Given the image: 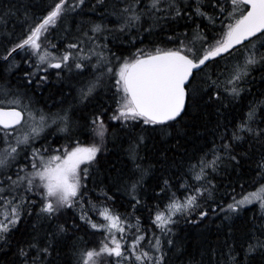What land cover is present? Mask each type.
Segmentation results:
<instances>
[{
	"label": "snow or ice",
	"instance_id": "1",
	"mask_svg": "<svg viewBox=\"0 0 264 264\" xmlns=\"http://www.w3.org/2000/svg\"><path fill=\"white\" fill-rule=\"evenodd\" d=\"M88 6L86 0H56L46 15L32 18L16 39L8 24L17 6L9 4L0 10V39L10 45L0 54V62L7 71L15 72L20 68L16 56L24 53L22 60L28 66L22 73V88L13 90L7 83L0 86V251L12 252V264H59L63 238L80 228L74 219L70 229L60 217L68 209L80 208V221L100 232L102 238L97 246L74 245V264H169L168 253L177 248L171 227L177 223V215L195 225L209 218L210 211L217 215L219 207L222 220H232L246 205L256 203L261 212L259 222L253 223L243 243L238 244L230 232L219 249L208 252L207 264H251L257 255L264 259V156L256 164L261 178L258 189L242 192L240 198L233 196L226 206H214L210 211L203 206L215 189L209 177L218 172L225 158L240 165L237 142L251 137L264 143V100L253 101L230 134L227 124L218 123L212 130L221 143L213 141V146L189 165L196 184L180 185L190 187L194 194L181 200L172 193L163 209L157 205L152 223L160 236L153 233L147 237L137 218L136 233L130 238L132 226L127 217L107 205L97 207L86 183L89 169L99 163L98 154L106 150L110 127H140L170 135L167 130L180 124L198 104L219 110L228 106L226 102L242 99L245 91L251 93L246 85L254 72L264 81V0H94L90 6L99 11L100 20L82 22L77 34L64 44L53 43L51 30L69 13L80 15ZM181 21L192 26L191 35L187 30L176 32L175 25ZM134 29L149 35L170 30L167 42L172 46L136 48L127 57L111 52L109 38L116 40L117 33ZM229 58L235 60L231 67ZM220 60L228 61L220 73L205 72L210 62ZM50 69L56 70L58 78L65 74L80 78L79 103L97 101L91 117H83V123L74 119L72 105L45 111L34 103L32 94L47 84L53 75ZM109 91L112 104L106 105L100 98ZM105 113H110L108 121L116 123H106ZM88 133L92 142L85 144L79 137ZM61 134L64 143H60ZM143 142V135L136 137L128 150L131 167L126 191L134 201L133 209L141 203L138 188L148 173L139 154ZM161 181L160 192L170 191V179L161 176L157 186ZM102 195L112 199L107 192ZM36 208L37 222L31 234L14 244L13 230ZM89 212L101 221H95ZM189 264L204 261L192 257Z\"/></svg>",
	"mask_w": 264,
	"mask_h": 264
},
{
	"label": "trees",
	"instance_id": "2",
	"mask_svg": "<svg viewBox=\"0 0 264 264\" xmlns=\"http://www.w3.org/2000/svg\"><path fill=\"white\" fill-rule=\"evenodd\" d=\"M55 2L56 0H0V10H3L9 4H15L18 8L8 24V28L13 30V39L23 35L26 31V24L31 23L32 18L46 15V9H50ZM86 3L89 6L85 7L80 15L69 13L59 22V25L54 29L55 31L50 34L53 43L58 46L64 44L66 39H70L77 34V25L82 22L90 23L93 20H100L99 11L92 10L90 6L91 3H94V0H86ZM25 10H27V21ZM183 25V21L175 25L176 32L182 33ZM109 27H112V25H109ZM65 29L68 30L67 33ZM168 34L171 33L167 29L163 33L156 30L152 35L143 31L138 33L134 29L130 33H117L119 38L116 40H112L110 37L108 47L117 56L127 57L136 48L151 50L155 46L171 47L172 44L167 42ZM8 46L10 45L0 39V54ZM16 62L20 64V68L16 69L15 72L7 71L0 62V86L7 83L13 90L18 87L22 88L20 84L22 73L28 66L23 62L21 55L16 56ZM226 63H228L227 60L210 62V66L205 72L218 74L223 70ZM228 66L231 67V63H228ZM55 71L51 69L50 72L53 75L49 77L47 84L43 88L35 90L32 94L34 103L45 111H57L61 107L72 105L75 112L74 119L83 123L82 118L91 117L97 101L85 102L84 104L79 103L78 100L76 101L79 96L77 90L80 87V78L68 74H65L63 78H58L54 74ZM200 75L202 76L204 73ZM253 77L249 78L251 83L246 85V88H251V93L245 91L242 94V99L230 103L226 102L228 106L220 107L219 110H217V106L198 104L197 108L190 111L180 124L167 130L171 133L170 135H164L150 129L142 130L140 127L132 129L119 126L110 127L106 150L99 154V163L94 164L89 169V177L86 181L89 196L92 198L93 203L97 207L107 205L112 212L127 217L128 224L132 226L128 233L130 238L136 233L137 218L141 232L145 233L147 237L150 238L153 233L160 236V230L152 223L157 205L163 209V206L168 203L167 198L172 193H175L181 200L186 195L194 194L190 187H180V185L182 183L196 184V181L191 179L189 165L195 164L203 155V152L208 151L213 146V141L216 145L221 143L218 134L213 135L212 130L215 129L218 123L221 126L227 124L230 134L233 126L238 125L241 119L246 117L249 105L255 100H264V96L261 95V93H264V81L260 79L259 72H254ZM111 95L112 92L109 91L107 95H103L100 99L106 102V105L112 104ZM112 106L114 107V104ZM108 115L110 113H105L106 123H116L108 121ZM257 123H259V119ZM220 130L223 131V127ZM140 135L144 136V142L139 147V154L143 158L141 162L148 169V173L138 188L141 203L133 209L131 205L134 201H131V197L126 191L131 167L128 160V150L130 145L134 143V139ZM79 138L85 144L92 142L91 133H88L87 136L81 135ZM61 142H65L62 136L60 137ZM237 143L239 147L235 151L240 154V165L234 166L235 162H228L225 158V163L220 165L218 172L209 177L215 185L212 198L207 199L203 204L209 211L214 206H226L227 203L231 202L233 196L240 198L242 192L255 191L260 186L259 181L261 178L257 175L256 164L261 156H264V143L257 142L256 139L251 137H246L244 141ZM244 153H247V155L245 156ZM210 158L211 155L209 154ZM161 176L170 179L172 185L170 191L160 192V187L163 184L161 181L160 186H157V181ZM103 192H107L112 199L105 198L102 195ZM204 197H207V193L204 194ZM85 199L87 200L88 197H85ZM201 200L203 201L204 198H201ZM84 208L87 210L88 205L85 204ZM1 210L3 209L0 208ZM36 211H38V208L32 215L25 214L21 218L17 228L13 230L12 240L14 244L29 237L32 232V225L37 222L35 218ZM80 211V208L68 209L66 214L60 217L61 222L67 221L70 229L74 219L80 225V228L75 232L70 230L63 238L60 245L59 264H74V245L93 247L97 246L102 238L100 232L91 229L80 221ZM217 213V215H212L210 211L209 218L195 225L187 223L184 216L177 215L175 217L177 223L171 225V227L173 228L172 239L177 242V248L169 251V264H189L192 257H195L196 260L203 259L204 264H207L208 252L213 248L219 249L230 232L236 238L238 244L243 243L248 230L253 223L259 222L261 214L258 204L244 207L239 216L234 217L232 220H222L223 213L219 212V207H217ZM88 214L99 222L96 213L89 212ZM44 227L47 228L48 225H44ZM12 260L13 256L10 250L7 252L0 251V264H12ZM251 264H264V259L257 255Z\"/></svg>",
	"mask_w": 264,
	"mask_h": 264
},
{
	"label": "rangeland",
	"instance_id": "3",
	"mask_svg": "<svg viewBox=\"0 0 264 264\" xmlns=\"http://www.w3.org/2000/svg\"><path fill=\"white\" fill-rule=\"evenodd\" d=\"M58 25H59V23H58ZM53 31H55V30H54V29H52V31H51V32H53ZM257 45H259V42H257ZM52 51H55V49H52ZM20 55H21V56H23V55H24V53H21ZM230 60H231V64H232V63H235V60H234V59H232V58H231ZM225 62H226V61H225ZM49 71H51V69H50ZM77 93L79 94V90H77ZM77 100L79 101V99H76V101H77ZM61 136L63 137V135H62V134H61ZM61 136H60V137H61ZM61 143H63V142H61ZM98 156H99V154H98ZM258 188H259V187H258ZM258 188H257V189H258ZM250 205H253V204H250ZM254 205H257V204H256V203H254ZM246 206H248V205H246ZM246 206H245V207H246ZM1 211H2V210H1ZM0 218H2V217H0ZM98 218H99V222H100L102 218H101V217H99V216H98Z\"/></svg>",
	"mask_w": 264,
	"mask_h": 264
},
{
	"label": "flooded vegetation",
	"instance_id": "4",
	"mask_svg": "<svg viewBox=\"0 0 264 264\" xmlns=\"http://www.w3.org/2000/svg\"><path fill=\"white\" fill-rule=\"evenodd\" d=\"M191 25H186L185 23H184V25H183V31L182 32H184V31H189V33H190V35H191Z\"/></svg>",
	"mask_w": 264,
	"mask_h": 264
},
{
	"label": "bare ground",
	"instance_id": "5",
	"mask_svg": "<svg viewBox=\"0 0 264 264\" xmlns=\"http://www.w3.org/2000/svg\"><path fill=\"white\" fill-rule=\"evenodd\" d=\"M40 2V1H39Z\"/></svg>",
	"mask_w": 264,
	"mask_h": 264
}]
</instances>
